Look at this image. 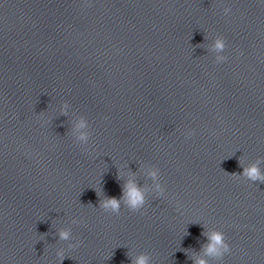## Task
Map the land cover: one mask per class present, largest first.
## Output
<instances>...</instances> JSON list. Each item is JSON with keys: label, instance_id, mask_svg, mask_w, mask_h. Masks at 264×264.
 <instances>
[{"label": "water", "instance_id": "water-1", "mask_svg": "<svg viewBox=\"0 0 264 264\" xmlns=\"http://www.w3.org/2000/svg\"><path fill=\"white\" fill-rule=\"evenodd\" d=\"M257 160L264 0H0V264H264V183L234 176ZM152 167L163 197L99 208Z\"/></svg>", "mask_w": 264, "mask_h": 264}, {"label": "clouds", "instance_id": "clouds-1", "mask_svg": "<svg viewBox=\"0 0 264 264\" xmlns=\"http://www.w3.org/2000/svg\"><path fill=\"white\" fill-rule=\"evenodd\" d=\"M224 15L231 13L230 7L223 9ZM227 47L226 40L222 36H216L212 45V50L217 53L215 58L216 63H222L227 60V56L222 53L225 52ZM68 108L67 104L63 105V110L66 111ZM89 123L87 119L80 118L74 127L73 134L76 136L77 141L81 146L87 145L90 140V133L88 132ZM193 133L189 132L187 135L190 137ZM261 163L264 161L257 160L255 163L244 166L242 176L234 175L236 178L243 177L251 183L257 181L264 183V169L261 168ZM125 173L121 172V176ZM128 179L123 185V193L120 198L116 197H105L101 200L99 208L105 213L118 215L121 213L122 205L131 212L141 211L148 203V194L150 191H154L157 196L163 197L165 195V188L160 181V171L156 167L149 168L147 175L153 180L152 188L141 187L136 179L135 174L128 173ZM61 240L71 239V230L62 229L59 233ZM70 248L75 247L70 245ZM231 246L226 241L225 234L222 231H213L209 234V243L204 248V255L209 257L222 258L225 254L230 253ZM56 255L60 258V264H63L65 258V250L60 249ZM133 264H151L149 256L141 254L135 257ZM196 264H208L206 259L200 258Z\"/></svg>", "mask_w": 264, "mask_h": 264}]
</instances>
